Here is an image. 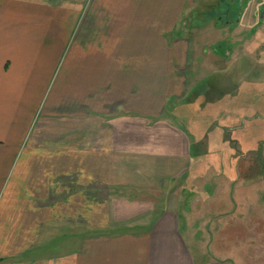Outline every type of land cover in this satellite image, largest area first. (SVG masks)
Listing matches in <instances>:
<instances>
[{
	"label": "crops",
	"instance_id": "1",
	"mask_svg": "<svg viewBox=\"0 0 264 264\" xmlns=\"http://www.w3.org/2000/svg\"><path fill=\"white\" fill-rule=\"evenodd\" d=\"M221 2L0 0V264H194L170 198L198 165L194 120L212 83L200 91L192 48L169 45L202 4L203 27L224 24L238 2L206 17ZM156 192L170 197L155 213ZM210 216L203 244L226 222ZM64 231L70 253L48 255Z\"/></svg>",
	"mask_w": 264,
	"mask_h": 264
},
{
	"label": "rangeland",
	"instance_id": "2",
	"mask_svg": "<svg viewBox=\"0 0 264 264\" xmlns=\"http://www.w3.org/2000/svg\"><path fill=\"white\" fill-rule=\"evenodd\" d=\"M225 1L222 0L219 5L209 4L206 17L212 15V10L223 13L222 4ZM234 2H238L237 9L231 7L224 24L207 27H203L206 21L203 22L201 14L202 4L200 11L193 10L189 19L179 21L177 27L179 33L191 41L183 38L171 41L169 45L176 52L192 48L190 82L199 81L200 91L203 92V76L210 74L208 81L212 83L201 101L203 110H199L202 105L197 109L193 126V130L202 133L197 136L198 140L205 142L206 153L199 156L198 165L185 179L187 188L182 190L178 187L176 194L170 198L173 207L178 195L179 226L188 242L194 264L202 263L212 254L221 259L230 258L233 264H264V16L258 18V14L264 12V7L258 12L264 0ZM222 16L227 18V15ZM253 29L255 32H252ZM217 85L227 88H222L224 95L207 102L208 98H213ZM193 96L190 95V99ZM211 123L214 125L207 129ZM235 126L237 128L233 130L235 135L232 137L241 140L239 148L225 139L228 127ZM198 140L192 139V148L202 154L198 150ZM247 150L252 151L245 153ZM134 194L129 192L127 196L132 198ZM169 197L157 192L153 198L145 196L152 200L151 208L155 213L164 209ZM145 205L148 206V203ZM129 212V209L118 207L114 214L120 220ZM214 213L223 214L226 222L215 234L205 236L203 244V220L206 221ZM232 214L235 221L231 219ZM68 234L64 231V243L61 242L62 235L57 240L55 235L50 236L46 253L57 256V252L71 247L73 241L72 237L68 239ZM42 249L45 251V248ZM65 249L63 255L70 253Z\"/></svg>",
	"mask_w": 264,
	"mask_h": 264
},
{
	"label": "trees",
	"instance_id": "3",
	"mask_svg": "<svg viewBox=\"0 0 264 264\" xmlns=\"http://www.w3.org/2000/svg\"><path fill=\"white\" fill-rule=\"evenodd\" d=\"M252 32H253V30H252ZM222 88H225V86H223ZM222 88H217L215 90V95L217 96V97H215L216 100L220 99L222 97V95H224L225 91ZM225 89H227V88H225ZM225 133L227 134V137L225 139H229L234 144V146H237L239 148V146L237 145L236 140L231 138L230 132L229 131H225ZM197 146H198V150L202 151V154L200 153L199 155L200 156L204 155L206 153V144H205V142L203 140H201V141L198 142ZM239 152H240V150H239Z\"/></svg>",
	"mask_w": 264,
	"mask_h": 264
},
{
	"label": "water",
	"instance_id": "4",
	"mask_svg": "<svg viewBox=\"0 0 264 264\" xmlns=\"http://www.w3.org/2000/svg\"><path fill=\"white\" fill-rule=\"evenodd\" d=\"M263 15H264V14H263V12H262V13L259 15V18H262V17H263Z\"/></svg>",
	"mask_w": 264,
	"mask_h": 264
}]
</instances>
